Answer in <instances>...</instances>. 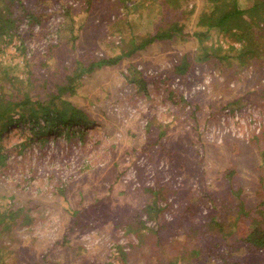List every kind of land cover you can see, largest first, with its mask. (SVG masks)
<instances>
[{
  "label": "rangeland",
  "instance_id": "obj_1",
  "mask_svg": "<svg viewBox=\"0 0 264 264\" xmlns=\"http://www.w3.org/2000/svg\"><path fill=\"white\" fill-rule=\"evenodd\" d=\"M207 2L19 5L17 25L0 36V93L44 98L70 82L62 98L91 123L3 131L0 264H165L197 250L217 264L208 248L264 231V27L242 63L225 52L241 42L198 25ZM249 15L247 30L264 25L263 10ZM170 25L179 27L171 38L79 70L118 54L117 35L140 41ZM184 56L187 72L171 73ZM232 257L264 264V253L242 246Z\"/></svg>",
  "mask_w": 264,
  "mask_h": 264
},
{
  "label": "trees",
  "instance_id": "obj_2",
  "mask_svg": "<svg viewBox=\"0 0 264 264\" xmlns=\"http://www.w3.org/2000/svg\"><path fill=\"white\" fill-rule=\"evenodd\" d=\"M207 1V6H204L200 11L198 20V25L205 27L203 32L205 31L206 33L212 28L218 27V30L223 32L224 35L229 34L234 38V41L241 42L239 46L230 45L231 48L226 49L225 52H229L230 50L235 51V54L240 57L242 63H245L247 60L254 57L257 53L256 46L259 45V43L255 42V36L256 33H260V29H262L264 25H259L254 30H247L249 29L247 26L250 25V21H247L244 15L246 16L250 13H262V10L264 11V0H252V4L244 8H240L237 5L236 0ZM22 4L23 0H1L0 36L15 28L18 20L17 13L19 12V5ZM178 31L179 27L170 25L161 30H157L153 34L142 37L140 41H138L133 34H129L128 37L117 35V46L120 48L118 54L109 57L95 56V59L89 62L87 67H82L79 70L82 73L83 71L91 70L96 66L116 64L122 59V57L131 56L137 49L142 48L153 41L171 38L172 35ZM253 43L255 44L253 45ZM225 52L220 55L217 53L216 57H219L220 59H228L230 55ZM185 59L186 56L178 61V63L171 69V73L174 72L183 76L187 72V65L184 64L189 62ZM167 78L168 76L163 79ZM69 85L70 82L64 85H59L58 92L51 94V97L44 98L39 94H31L28 92H25L21 97L0 93V139L4 130L17 125L18 122L30 125L32 135L38 136L42 134L44 130L54 129L55 127V129L64 127L68 130L77 124L83 126L90 124L91 120L86 116L84 110L79 109L73 103L62 98V93L60 92L66 90ZM68 89H71V87H68ZM173 94H171L170 98H173ZM178 100L186 102L184 98ZM1 147L2 144L0 143V163L2 161L1 158L4 156L1 152ZM144 211L148 212L147 214L152 217L155 216V213L152 214L150 207L148 206ZM199 234H202V232H199ZM226 246L228 249L225 251L219 249V246L208 248L206 253L207 257L213 255L218 257L220 261L217 264H242L241 260L233 259L232 252L242 246L246 252L264 253V231L253 226L252 230L249 231L245 237H241V239L238 240L236 239L233 244H227ZM198 252L199 251L197 250L196 254H198V256H195L193 259L190 258L184 262L177 259V261L173 260L165 264H206L207 262L202 258L203 255Z\"/></svg>",
  "mask_w": 264,
  "mask_h": 264
},
{
  "label": "built area",
  "instance_id": "obj_3",
  "mask_svg": "<svg viewBox=\"0 0 264 264\" xmlns=\"http://www.w3.org/2000/svg\"><path fill=\"white\" fill-rule=\"evenodd\" d=\"M177 63H178V62H177V61H175V62H174V64H171V66H173V67H174V66H175Z\"/></svg>",
  "mask_w": 264,
  "mask_h": 264
},
{
  "label": "bare ground",
  "instance_id": "obj_4",
  "mask_svg": "<svg viewBox=\"0 0 264 264\" xmlns=\"http://www.w3.org/2000/svg\"><path fill=\"white\" fill-rule=\"evenodd\" d=\"M46 212H47V211H46ZM58 216H59V214H58ZM58 216H57V217H58Z\"/></svg>",
  "mask_w": 264,
  "mask_h": 264
}]
</instances>
